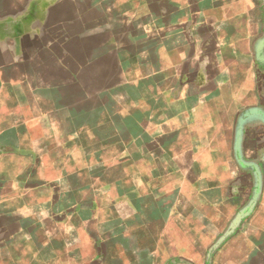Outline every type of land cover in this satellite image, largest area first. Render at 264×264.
<instances>
[{"label": "rangeland", "instance_id": "obj_1", "mask_svg": "<svg viewBox=\"0 0 264 264\" xmlns=\"http://www.w3.org/2000/svg\"><path fill=\"white\" fill-rule=\"evenodd\" d=\"M213 1L103 0L102 8L94 9L97 0H18L24 7L15 12L16 6L12 8L11 2L8 7L3 0L0 35L19 41L14 62L10 64L14 66L0 71V109L14 111L19 126L14 138L20 147L13 166L0 163V177L4 182L16 180L13 186L23 193L36 188L42 198L39 203L42 211L36 217L23 218L29 223L21 222L22 233L14 245L18 261L11 260V243L3 240L5 233L0 230L3 242L0 264H31L34 253L31 221L46 222L47 202L53 201L49 196L55 194L56 188H65L66 171L69 175L78 167L81 172V182L67 179L69 185L78 184V192L69 195V199L78 201L79 205L84 203L85 207L91 202L95 210L107 204L102 190H107L110 182L100 181L103 185L99 186L98 180L104 175L94 173L99 165L96 154L99 151L100 157L103 153L118 152V158L124 160L119 162L117 158V163L124 164L131 157L134 161L129 164L133 168L132 175L142 169V174L148 178V189L157 187L156 176L163 169L165 174L160 183L168 188L166 190H189L184 177L181 182L171 179L172 170L177 171L173 157L168 159L165 150L155 148L161 141L164 147L172 141L171 131L163 133L164 128L171 130L172 125L178 124L172 113L181 118V129H185L192 111L214 113L220 110L230 115L233 131L228 142L229 160L233 162L228 165V170H232L228 187L231 185V194L237 195L228 203L227 227L224 230L222 226L221 235L229 231L239 212L253 200L257 188L255 170L237 160L235 141L241 117L250 109L264 112V84L260 86V96L251 98L241 94L237 103L215 99L218 91L210 87L198 93L194 82L209 74V57L218 62L220 59L219 54L207 55L204 62L202 55V50L211 46L204 26L209 28L213 18V28H217L221 22L219 15L225 14L223 6H215ZM257 1L260 2L255 11L257 20L251 28L260 36L253 43L250 59L259 67L264 83V64L257 61L255 54V45L264 35V6L262 1ZM59 2V7H55ZM64 16L67 26L62 28V36L43 44L39 28H47ZM13 40L11 46L15 43ZM113 51L121 57L120 62L116 63L110 56ZM5 57L6 52L2 50L0 60ZM117 64L122 72L118 71ZM224 94L228 95L227 90ZM252 116L242 127L241 152L244 163L262 171L261 196L237 230L221 243L222 247L227 243V250L241 233L257 238L264 247V124L255 114ZM184 129L177 140L184 135ZM65 143L69 144L67 148H64ZM145 152L153 157L159 153L161 158H144ZM105 161L107 163L103 164L111 162L107 156ZM119 175L123 177L124 173ZM134 181L138 188V179ZM252 222L262 227L255 232ZM217 232L219 228L212 230V238ZM35 235L42 239L44 232L40 233L38 227ZM218 242L217 238L214 243ZM234 247L242 256L236 263L264 264L261 254L252 262L248 256H243L245 246L235 243ZM220 248L219 245L213 250L217 252Z\"/></svg>", "mask_w": 264, "mask_h": 264}, {"label": "crops", "instance_id": "obj_2", "mask_svg": "<svg viewBox=\"0 0 264 264\" xmlns=\"http://www.w3.org/2000/svg\"><path fill=\"white\" fill-rule=\"evenodd\" d=\"M5 1L8 7L11 2L12 8L16 6L15 12L24 7L18 4V0ZM97 3V8L94 9H101L103 0H97ZM213 3L215 6H223L225 14L219 15L221 22L217 28H213V18L209 28L204 26L208 30L206 36H209L211 46L204 48L202 55L204 62L207 55L219 54L220 59L218 62L209 57V74L194 82L198 93L201 94L210 87L218 91L215 99H228L232 103H237L241 94H248L251 98L260 96V86L264 83L261 81L259 67L250 59L253 43L260 36L258 31L251 28L257 20L255 11L260 2L214 0ZM59 4L61 3H57L55 7L58 8ZM2 6L4 7V2L0 0V14ZM57 20L60 21L47 28H39L43 44L62 36V28L67 20L65 16ZM11 40L13 39L0 35V52H6V59L0 60V71L14 66L10 64L14 62L15 47L19 40L15 38L13 41L16 44L12 46ZM244 84L247 85L243 87ZM223 90H227L228 95ZM174 115L172 113L171 116L178 120V124L172 125L171 130L164 128L163 131H171L169 134H172V141L165 147L161 141V145L157 144L155 148H161L162 152L165 150L168 159L173 157L172 163L176 164L177 171L172 170L171 179L173 182H181L184 177L190 186L189 190H166L168 188L160 183L165 174L163 169L156 176L157 187L148 189V178L142 174V169L139 174L132 175L133 168L129 164L134 161L131 157L124 164L117 163L115 160L119 157L118 152L110 155L103 153L100 157L99 151L96 153L99 165L94 173L104 175L98 180L99 186L103 185L102 182H110L107 190H102L107 204L95 210L91 208V202L89 207H85L84 203L79 205L78 201L69 199V195L78 192V184L69 185L67 179L75 178L81 182V172L78 167L69 175L66 171L63 179L66 182L65 188H56L55 194L49 196L53 197V201L47 202L49 214L46 222L43 224L36 219L31 221V248L34 252L31 254V264H238L236 261L242 256L236 252L235 243L245 246L243 256H248V260L257 261L255 256L258 253L264 259L262 244H259L257 238L244 233L235 238L230 250L226 249L227 243L223 247L220 244L221 248L217 252L213 250L215 240H220L223 236L222 226L224 230L227 227L228 203L237 195L231 194V185L228 187L229 173L232 174L228 165L233 162L229 160L228 142L233 131L230 115L220 110L214 113L192 111L188 124L183 128L184 135L179 140L177 135L183 131L179 127L181 118ZM14 116L12 109H0V163L6 162L11 166L19 157L17 150L20 147L14 138L19 131L18 120ZM64 146L67 148L69 144L65 143ZM106 156L111 160L110 164H103ZM143 157H155L157 160L161 158L159 153L153 157L147 152L143 153ZM122 160L124 158H118L119 162ZM74 164L77 165L76 159ZM121 171L124 173L123 177L118 176L119 173L122 174ZM134 179H138V188L134 186ZM4 181L0 177V230L5 233L3 240L11 243V260L18 261L14 245L22 233L21 222H28L23 218L36 217L42 211L39 205L42 198H39L36 188L23 193L13 186L16 180ZM123 183V187H120ZM252 223L255 232L262 227L258 222ZM38 227L40 233L44 232L42 239L35 235ZM214 228H219V232L213 234L212 238ZM2 244L0 241V246Z\"/></svg>", "mask_w": 264, "mask_h": 264}, {"label": "water", "instance_id": "obj_3", "mask_svg": "<svg viewBox=\"0 0 264 264\" xmlns=\"http://www.w3.org/2000/svg\"><path fill=\"white\" fill-rule=\"evenodd\" d=\"M262 1V4L264 6V0H260ZM101 2V0H100ZM114 52V51H113ZM255 54H256V58L257 61L261 64H264V35L263 37L257 42V44L255 45ZM115 60L116 63L120 62L121 57L117 56V54H114L111 52V55ZM113 59V60H114ZM120 64H117L118 66V71L122 72L121 70V66H119ZM125 80L123 74H122V81L123 82ZM252 114H255L256 117H258L261 122L264 124V112L261 109H250L248 110L240 119L238 128H237V136H236V141H235V151H236V157L237 160L240 164H243L244 166L248 167V168H252L255 170V178H256V191L254 194V198L252 201H250V203L243 208L239 214L236 216V219L232 222L229 231H227L224 236L221 237V239L219 240V242L214 246V248H217L222 242L225 241V239L233 234L237 228L239 227V224L241 223V220L248 216L252 211L253 208L255 207L256 203L258 202L260 196H261V187L263 185V174L262 171L259 167H256L250 163H244L243 159H242V152H241V140H242V127L245 124V122H247L248 119H252L253 116Z\"/></svg>", "mask_w": 264, "mask_h": 264}]
</instances>
